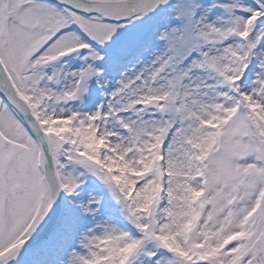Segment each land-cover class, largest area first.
<instances>
[{
	"label": "snow or ice",
	"instance_id": "1",
	"mask_svg": "<svg viewBox=\"0 0 264 264\" xmlns=\"http://www.w3.org/2000/svg\"><path fill=\"white\" fill-rule=\"evenodd\" d=\"M0 264H264V0H0Z\"/></svg>",
	"mask_w": 264,
	"mask_h": 264
}]
</instances>
